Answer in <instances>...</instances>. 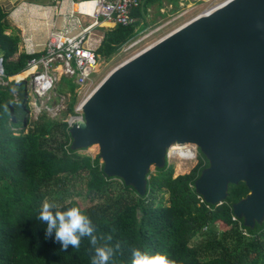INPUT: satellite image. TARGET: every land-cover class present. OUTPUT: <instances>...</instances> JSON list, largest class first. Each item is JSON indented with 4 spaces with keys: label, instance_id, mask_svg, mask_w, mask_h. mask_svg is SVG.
Masks as SVG:
<instances>
[{
    "label": "trees",
    "instance_id": "obj_1",
    "mask_svg": "<svg viewBox=\"0 0 264 264\" xmlns=\"http://www.w3.org/2000/svg\"><path fill=\"white\" fill-rule=\"evenodd\" d=\"M166 1L178 6V0ZM154 2L161 14L162 0H141L131 12L132 24L104 29L95 54L110 57L146 28L143 19ZM20 42L19 30L8 23L7 12L0 6V57L6 79L18 76L27 60L37 55L20 51ZM61 81L71 91L65 111L56 117L44 110L35 118L29 116L24 83L11 79L0 85V264H90L95 245L89 237H81L78 248L61 250L51 236L44 238L45 225L37 219L45 199L59 210L78 206L67 201L72 195L68 184L73 187L77 180H84L88 201L78 207L95 225L97 245L120 242L109 264H130L133 247L167 252L179 264H264V219L250 227L233 213V203L248 193L245 182L229 183L224 199L207 202L194 184L209 164L199 151L197 163L187 173L174 176L169 164L148 171L145 191L138 193L122 179L106 175L98 154L71 148L63 119L73 113L76 86L69 79ZM21 102L24 114L18 118ZM159 193L167 194L166 203L158 200Z\"/></svg>",
    "mask_w": 264,
    "mask_h": 264
},
{
    "label": "water",
    "instance_id": "obj_2",
    "mask_svg": "<svg viewBox=\"0 0 264 264\" xmlns=\"http://www.w3.org/2000/svg\"><path fill=\"white\" fill-rule=\"evenodd\" d=\"M80 110L70 146L96 144L106 175L143 194L150 166L163 167L171 145L193 144L209 163L196 191L216 203L243 181L233 213L262 222L264 0H228L193 17L113 68Z\"/></svg>",
    "mask_w": 264,
    "mask_h": 264
},
{
    "label": "built area",
    "instance_id": "obj_3",
    "mask_svg": "<svg viewBox=\"0 0 264 264\" xmlns=\"http://www.w3.org/2000/svg\"><path fill=\"white\" fill-rule=\"evenodd\" d=\"M86 1L93 2L91 13L79 9L80 4ZM140 3L141 0H81L72 3L66 14L69 20L74 18L75 14H79L90 17L92 21L75 33H70L67 29L49 31L42 49L36 52L37 55H32L27 60L24 69L20 72L23 74L20 78L16 75L6 79L0 57V85H7L8 80L11 79L17 84L23 81L28 88V103L33 108L35 117L42 111L41 107L52 114L53 106L44 107L43 102L45 103L55 95L56 85L60 83L66 85V82L62 83V78L69 79L76 87H82L95 72L99 58L95 54L97 41L94 42V39L89 38V28L99 21H107L113 25H130L135 21L131 12L139 7ZM13 95L16 99V94L13 93ZM80 105L81 103L73 109V113L78 115L65 118L68 128L74 121L83 118ZM174 145L182 146L186 153L181 154L177 149H173ZM174 145L167 149L166 159L174 156L190 161L197 159L195 145L188 144L190 152L184 147L186 144Z\"/></svg>",
    "mask_w": 264,
    "mask_h": 264
},
{
    "label": "rangeland",
    "instance_id": "obj_4",
    "mask_svg": "<svg viewBox=\"0 0 264 264\" xmlns=\"http://www.w3.org/2000/svg\"><path fill=\"white\" fill-rule=\"evenodd\" d=\"M225 0H178V6H174L172 3H168L166 0H162L161 7L159 8V13H157V2H154L148 10V13L146 14L145 20L147 25L146 28L139 31L135 37H133L128 42L124 43L114 54H112L108 58H104L102 56H99L98 58V64L96 66L95 72H93L87 81L86 84H84L82 87H75V105L76 107L79 103H81L98 85L101 80L116 66H118L120 63L125 61L126 59L132 57L136 53L140 52L147 46L151 45L152 43L156 42L161 37L165 36L169 32L173 31L177 27L181 26L182 24L186 23L193 17L199 15L206 9H209L219 3H222ZM86 18L85 16H82ZM87 19V18H86ZM109 25H97L98 29L104 30L108 27H113ZM96 34L93 38H99L97 37L98 31H94ZM98 40V39H97ZM95 42V40H94ZM96 45L98 44V41L95 42ZM98 47V46H97ZM26 85V83H24ZM14 93V89H12ZM55 95L52 96L48 101L45 103L43 102L44 107L51 108L53 106V112L50 114L48 111L43 109L45 112H47L48 115L56 117L57 114L61 111H65V107L67 105V102L69 101L71 91L70 85H56L54 88ZM30 106V105H29ZM52 110V109H51ZM24 114V107L22 105V102L19 105V108L17 110V117H22ZM29 116L31 118H35V113L33 111V108L30 106ZM39 114V113H38ZM72 112L67 113L66 116L68 118L74 117L75 115ZM62 115V114H60ZM22 119V118H21ZM65 120V119H63ZM17 122L16 124H19ZM80 153H88L91 156H94L98 153V146L96 144H93L89 147L82 148L78 150ZM197 151V159L196 160H186L181 159L180 157L174 156L170 159H165V164H169L172 166L173 169V175L187 173L189 170L197 163L198 157H199V150L196 147ZM150 172L155 171V167L153 165L149 168ZM69 190L72 192V195L68 198L67 201H73L76 205L79 207H82L84 205H87V199L84 196V180L79 181L77 180L76 183L73 185L68 184ZM159 198V199H158ZM158 200H161L162 202H167V194L165 193H159Z\"/></svg>",
    "mask_w": 264,
    "mask_h": 264
},
{
    "label": "clouds",
    "instance_id": "obj_5",
    "mask_svg": "<svg viewBox=\"0 0 264 264\" xmlns=\"http://www.w3.org/2000/svg\"><path fill=\"white\" fill-rule=\"evenodd\" d=\"M37 219L45 225L44 238L52 237L54 243L58 242L61 250L71 246L73 249L80 245L81 237H89V242L95 245L93 254L89 257L90 264H109L115 251L120 248V242L114 245L103 243L97 245L96 231L90 217L78 206L67 207L59 210L58 206L50 200H43L40 204ZM111 236H106V241H111ZM130 264H179L167 252L142 250L133 247L130 250Z\"/></svg>",
    "mask_w": 264,
    "mask_h": 264
},
{
    "label": "crops",
    "instance_id": "obj_6",
    "mask_svg": "<svg viewBox=\"0 0 264 264\" xmlns=\"http://www.w3.org/2000/svg\"><path fill=\"white\" fill-rule=\"evenodd\" d=\"M77 1L79 0H0V6L7 12L8 23L19 30L20 51L36 53L42 49L49 31L67 29L70 33H75L92 21L90 17L79 14L69 20L66 15L68 9ZM102 22L107 21H99L88 30L89 38L98 41L97 46L104 31L98 29L97 25ZM94 31H98L99 38H93L96 35Z\"/></svg>",
    "mask_w": 264,
    "mask_h": 264
},
{
    "label": "bare ground",
    "instance_id": "obj_7",
    "mask_svg": "<svg viewBox=\"0 0 264 264\" xmlns=\"http://www.w3.org/2000/svg\"><path fill=\"white\" fill-rule=\"evenodd\" d=\"M226 1H228V0H225L222 3H219V4L213 6V7L209 8V9H206L205 11H203L202 13H200L199 15H201V16L209 15L214 10L220 8ZM79 9L82 10V11H86V12L91 13L92 10H93V2H91V1L82 2L80 4V6H79ZM100 24L101 25H109V26H112L113 25L112 23H109V22H102ZM22 76H23V74L21 73V74H19L17 76V78H20ZM173 147H174L173 149H175V150L177 149L181 154L186 153V151L184 150V148L182 146H180V145H174ZM184 147H186V149H188V151L190 152V148H189L190 145L186 144Z\"/></svg>",
    "mask_w": 264,
    "mask_h": 264
}]
</instances>
